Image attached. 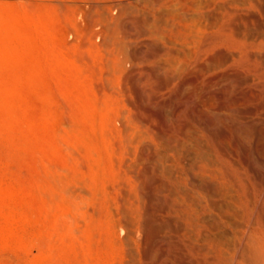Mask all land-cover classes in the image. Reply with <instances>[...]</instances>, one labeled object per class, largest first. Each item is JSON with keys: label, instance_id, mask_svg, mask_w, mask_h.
I'll return each mask as SVG.
<instances>
[{"label": "bare ground", "instance_id": "6f19581e", "mask_svg": "<svg viewBox=\"0 0 264 264\" xmlns=\"http://www.w3.org/2000/svg\"><path fill=\"white\" fill-rule=\"evenodd\" d=\"M73 1L56 5L73 36L55 55L58 264H264V186L232 134L237 104L264 109V0Z\"/></svg>", "mask_w": 264, "mask_h": 264}, {"label": "rangeland", "instance_id": "374dc122", "mask_svg": "<svg viewBox=\"0 0 264 264\" xmlns=\"http://www.w3.org/2000/svg\"><path fill=\"white\" fill-rule=\"evenodd\" d=\"M62 2L74 1L0 0V264H58L52 180L58 161L56 98L69 66L66 61L58 63L55 55L59 51L60 57H65L64 43L73 38L66 35L68 15L64 23L58 17L65 15L56 6ZM60 37L66 39L64 43ZM237 79L228 91L231 101L243 90ZM177 83L160 93V99L175 95ZM146 85L147 92H154L153 84ZM262 102L237 104L241 110L234 116L232 134L237 136V145H245L255 175L264 186V158L254 155L255 139L247 142L239 134L245 129L253 136L264 131Z\"/></svg>", "mask_w": 264, "mask_h": 264}]
</instances>
